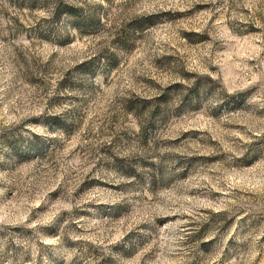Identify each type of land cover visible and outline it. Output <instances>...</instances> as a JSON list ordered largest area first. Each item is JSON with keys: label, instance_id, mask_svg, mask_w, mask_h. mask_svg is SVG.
Wrapping results in <instances>:
<instances>
[{"label": "rangeland", "instance_id": "rangeland-1", "mask_svg": "<svg viewBox=\"0 0 264 264\" xmlns=\"http://www.w3.org/2000/svg\"><path fill=\"white\" fill-rule=\"evenodd\" d=\"M0 264H264V0H0Z\"/></svg>", "mask_w": 264, "mask_h": 264}]
</instances>
